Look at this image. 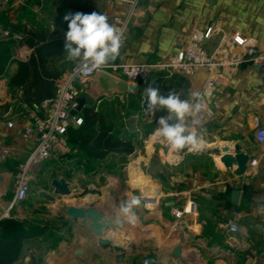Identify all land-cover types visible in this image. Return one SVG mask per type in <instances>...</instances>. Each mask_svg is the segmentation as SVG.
I'll use <instances>...</instances> for the list:
<instances>
[{
    "label": "crops",
    "instance_id": "0c3cea01",
    "mask_svg": "<svg viewBox=\"0 0 264 264\" xmlns=\"http://www.w3.org/2000/svg\"><path fill=\"white\" fill-rule=\"evenodd\" d=\"M4 1L0 2L3 22L0 23V40L10 38L9 28L4 23L6 20H19L29 26L43 25L63 34L67 30V24L62 18L68 11L102 13L115 27L118 26L113 20L114 15H124L127 12L126 6L116 0H41L40 3L32 5L26 0ZM48 1L50 14L48 19L43 20L40 15L43 8L48 7ZM29 6L36 14L32 22L25 19V10ZM148 6L150 7L147 8ZM143 8L145 9L138 12L130 25L128 39L114 62L155 64L164 61L189 40L194 29L205 31L213 24L229 34L238 31L255 39L258 49L264 51V0H153L151 3L144 2ZM11 38L16 41L21 38V34H15ZM219 39L220 35L215 34L205 45L207 50L211 52ZM30 53L29 47L18 44L14 48L12 58L25 60ZM65 61L68 60L65 58ZM16 68L17 63L12 62L6 73L0 74V145H7L11 149L8 159L0 165V216L7 210L13 197V194L10 199L5 197L9 182H14L17 165L27 157L31 148V143L23 140L22 132L32 123L36 114L35 110L20 100L18 90L8 86V77ZM209 74L207 69H200L191 76L154 70L146 81H139L135 93H115L110 98L102 96L96 100H101L100 106L106 100H120L123 103L120 112L123 113L125 105L134 95L141 94L140 109L123 119L124 130L135 135V151L129 155L110 154L104 162L132 160L131 180L142 188L150 184L156 186L154 192L145 194L158 197L160 204L146 208L141 203L134 210L141 216L154 212L160 215L158 218L153 216V219L159 221L168 237L174 236L178 240L166 248L168 256L175 257L172 255V249L180 246L182 259H187L190 254L195 258L205 256V260H210V264H264V211H261L264 209V147L258 145L254 137L257 119L264 125V64L246 61L227 81L215 85L207 100L211 110L209 117L204 125L196 130L200 131L207 141L204 151L180 155L171 148H168V151L160 150L162 146L157 144V139L150 143L152 138L159 135L156 129L154 132L149 130L148 125L155 124L165 113L157 111L154 116L146 115L142 108L144 89L151 84L158 87L164 95L170 90H175L182 99H186L189 98V93L204 88ZM139 116L148 118L146 126L136 127L130 122V119L135 121ZM9 121L13 122L12 127H8ZM236 142L243 143L241 152L248 154L251 160H258L257 168L253 172H240L236 167L233 170L227 169L218 158L210 154L222 144L231 146ZM142 143H146L144 151L138 149ZM71 151L70 147L68 153ZM155 156L164 168L163 180L154 177L149 171ZM203 158L210 160L209 169L204 170L202 164L194 167L192 163H187L189 159L203 161ZM72 159L73 165H83L77 163V158L73 156H67L64 160L68 162ZM138 165L146 166L148 177H145ZM102 168L100 175L108 181L106 185H109V177L117 176L119 172ZM232 190L241 191L236 205L231 203ZM137 193L140 198L143 196L141 191ZM147 198L152 202L151 196ZM190 201L195 210L185 212L177 218L174 208ZM95 207L107 213L104 209ZM61 215L62 221L68 225L78 223L83 230L88 231L81 220ZM235 217L238 218L241 231L231 234L227 231V224ZM136 224L126 222L125 225L128 227ZM81 232L80 230L81 236H78L90 239ZM93 241L94 247L98 246L95 236ZM70 249L79 254L76 253L79 249L76 246Z\"/></svg>",
    "mask_w": 264,
    "mask_h": 264
},
{
    "label": "rangeland",
    "instance_id": "374dc122",
    "mask_svg": "<svg viewBox=\"0 0 264 264\" xmlns=\"http://www.w3.org/2000/svg\"><path fill=\"white\" fill-rule=\"evenodd\" d=\"M26 1L30 5L41 2V0ZM0 2L5 1L0 0ZM49 2L48 7H44L40 15L43 20L49 17ZM35 16L36 14L32 12L31 7H27L25 10V19L32 22ZM0 23H3L1 15ZM101 104L104 107H109L111 102L103 101ZM122 104L120 100H117L116 102L113 101L112 106L120 111ZM147 119L145 116H139L135 121L130 119V122H132L133 126L142 127L143 125L146 126ZM148 126L149 130L152 129L154 132L158 127L157 121L155 124H149ZM155 139L163 141L160 136H157L152 138L150 143L152 144V141ZM145 144H140L138 149L145 148ZM161 146L160 150L162 149L164 151H168L167 149L170 148L167 143L161 144ZM73 162V159L68 162L64 159H58L54 162L51 160L47 164L45 162L38 164L34 169L33 181L31 189L27 194V200L15 205L11 210L12 217L43 229L45 234L26 242L22 253V260L18 264H25L27 262L29 264H145V261L148 264H210V260L206 261L205 256H197L195 258L188 254L187 259L168 256L166 254V248L173 243L175 244L178 240L175 239L176 237H168L164 233L159 221L153 219V216L160 217L155 212L153 214L146 213L141 216L134 210L138 217L137 224L123 229V233L128 232L127 236L120 234L111 236L113 245L124 248V261L119 260V252L111 251L109 247L106 248L100 245L94 247V236L90 232L83 230L78 223L68 225V223L62 221V204L94 205L104 209L109 215H115L119 214V204L121 201L127 200L134 195L138 196L137 191H141L144 198H147V194L145 193L149 191L154 192L156 186L150 184L142 188L131 180L132 174L130 171L132 160L122 159L119 162H113L111 160L108 162L101 161L90 165L83 164L78 167L73 165ZM189 162L194 167H199L202 164L204 170L209 169L211 164L210 160L205 158H203V161L200 159H192L191 161L189 159L187 163ZM102 167L119 172L117 176L109 177L111 179L109 185H106L108 181L100 175V171L103 172ZM138 167L145 177H148L146 166L138 165ZM53 178H65L79 189L85 190L87 193L86 196L70 200L56 198L54 202L44 199L40 195L42 192L53 193V187L51 186V180ZM12 190L13 180H10L8 190L5 193L7 199L11 198L13 194ZM80 230L90 239L80 237ZM74 246L82 249V252L75 254L70 249Z\"/></svg>",
    "mask_w": 264,
    "mask_h": 264
},
{
    "label": "built area",
    "instance_id": "2783aa9c",
    "mask_svg": "<svg viewBox=\"0 0 264 264\" xmlns=\"http://www.w3.org/2000/svg\"><path fill=\"white\" fill-rule=\"evenodd\" d=\"M116 1L122 2L127 8L124 15L117 14L113 17L118 26L117 28L123 33V45L128 39L129 28L134 18L140 10L145 9L143 8L144 2L151 3L153 0ZM215 34L220 35V39L210 52L205 45ZM246 61L252 64H264V51L258 49L256 40L238 31L229 34L220 26L213 24L205 31L194 29L189 40L175 54L164 61L155 64L113 62L101 71L122 78L128 84H133L137 88L139 81H146L154 70L166 71L168 74L191 76L200 69H207L210 72L209 78L200 92L208 88L212 94L217 83L227 81ZM95 72L82 73L78 63L72 62L68 70L57 80L54 96L41 104L42 113H36L32 123L24 128L22 138L24 141L31 143V148L27 157L17 165L14 173L13 197L7 210L0 217H12L11 210L13 207L27 198L33 181L34 169L38 164L67 158V153L70 150L67 144V131L72 125H81L77 121H83L79 112L71 114V111L77 107V98L88 93L90 77ZM135 91L128 90L130 94L135 93ZM208 98H206V111L203 114L204 123L211 111L207 101ZM100 102L101 100L96 101L93 105L95 110H98ZM7 125L12 127L14 124L9 121ZM254 137L257 144L264 147V125L260 124L258 119ZM10 152L9 146L0 145V165L8 159ZM257 165L258 160L249 159L247 171L253 172ZM147 196L152 197V202H149L144 196L141 197L146 208L157 207L160 204L158 197L154 195ZM174 209L177 212V218H180L185 212L189 213L195 210L191 201ZM227 231L231 234H237L241 231L237 217L228 222Z\"/></svg>",
    "mask_w": 264,
    "mask_h": 264
},
{
    "label": "trees",
    "instance_id": "16d2710c",
    "mask_svg": "<svg viewBox=\"0 0 264 264\" xmlns=\"http://www.w3.org/2000/svg\"><path fill=\"white\" fill-rule=\"evenodd\" d=\"M8 40H0V74L6 73L12 62L16 70L8 77V86L20 93V100L36 113L41 114V104L52 98L57 80L68 70L72 61H65L64 37L47 26H30L22 21L6 20ZM21 38L13 40L15 34ZM26 45L31 53L25 60L13 59L16 45ZM85 106L80 111L81 125H72L67 131V143L72 151L67 156L77 158V163L93 164L104 161L110 154H132L135 151V135L124 130V118L140 109L141 94L137 93L124 107V114L112 106ZM49 161H45L47 164ZM150 173L163 180L164 168L156 156ZM12 197V196H11ZM27 200L24 199L21 203ZM43 229L29 225L14 217H0V264H18L27 241L43 236ZM24 264V263H21ZM25 264H29L28 262Z\"/></svg>",
    "mask_w": 264,
    "mask_h": 264
},
{
    "label": "clouds",
    "instance_id": "9594fccd",
    "mask_svg": "<svg viewBox=\"0 0 264 264\" xmlns=\"http://www.w3.org/2000/svg\"><path fill=\"white\" fill-rule=\"evenodd\" d=\"M62 19L67 24V30L63 33L66 59L77 62L82 73L101 70L119 57L123 33L109 23L106 15L96 11H68ZM144 96L147 112L152 116L157 111L165 113L157 121L156 132L174 152L188 149L198 153L206 149L205 136L194 129H200L204 123L206 98L211 96L208 88L203 92L193 91L189 93V98L182 99L175 90L164 95L158 87L150 84L144 89ZM77 123L82 124L83 121ZM141 203L139 196L121 201L119 214L122 222L136 224L138 217L134 209ZM145 264L148 262L145 261Z\"/></svg>",
    "mask_w": 264,
    "mask_h": 264
},
{
    "label": "water",
    "instance_id": "95a60500",
    "mask_svg": "<svg viewBox=\"0 0 264 264\" xmlns=\"http://www.w3.org/2000/svg\"><path fill=\"white\" fill-rule=\"evenodd\" d=\"M129 89L135 90L136 87L133 84H128L123 79L116 77L106 71L98 70L90 77V87L88 93L84 96L77 98V107L71 111V114L80 112L85 106H93L95 101L102 96L112 97L115 93L123 94ZM142 108L146 115L150 113L145 108V96L142 102ZM157 144H166L164 141H158ZM168 145V144H167ZM170 147V146H169ZM243 148L242 142H236L235 144L222 145L214 153H210L215 158H218L223 166L227 169L233 170L234 167L240 172L247 170V163L250 159L248 154L241 152ZM189 151L188 149L182 150L180 155H184ZM196 153V152H193ZM51 186L53 187V193H44L40 195L50 201L54 202L56 198L70 200L73 198H82L86 196V191L79 189L74 184H71L65 178H53L51 180ZM241 191L232 190L231 203L236 205L239 201ZM62 214L67 218L73 220H81L83 226L97 239L98 245L102 247H109L111 251L119 252V260L124 261V248L121 246L113 245L112 235L120 234L127 236L128 232L123 233L122 221L118 220L116 215L107 214L95 207L94 205L78 206L75 204L61 205ZM82 249H77L76 253H81ZM172 255L175 257L181 256V247L175 246L172 249Z\"/></svg>",
    "mask_w": 264,
    "mask_h": 264
},
{
    "label": "bare ground",
    "instance_id": "6f19581e",
    "mask_svg": "<svg viewBox=\"0 0 264 264\" xmlns=\"http://www.w3.org/2000/svg\"><path fill=\"white\" fill-rule=\"evenodd\" d=\"M221 144V143H220ZM212 145V144H211ZM213 145H215V144H213ZM223 145V144H222ZM116 215V214H115ZM116 217H117V219L118 220H121L122 221V218L120 217V216H118V215H116ZM126 222L124 223V222H122V227H123V229L126 227ZM143 230V229H142ZM116 235V234H115Z\"/></svg>",
    "mask_w": 264,
    "mask_h": 264
}]
</instances>
